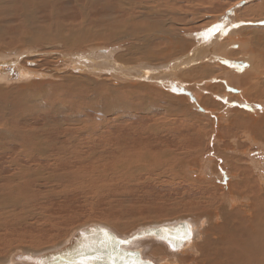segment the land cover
Here are the masks:
<instances>
[{
    "label": "bare ground",
    "instance_id": "obj_1",
    "mask_svg": "<svg viewBox=\"0 0 264 264\" xmlns=\"http://www.w3.org/2000/svg\"><path fill=\"white\" fill-rule=\"evenodd\" d=\"M91 1L75 4L78 18L70 17V26L50 31L47 26L42 32L53 33L54 41L64 44L62 48L69 46L66 52L51 51L59 62L70 65L65 64L63 70L35 69V63L42 62L26 53L27 47L15 48L9 40L0 43V96L14 97L19 108L27 95L26 99L49 109L65 101L78 112L99 111L102 127L110 129L102 131L96 118L85 122L79 114L69 113L52 121L55 126H48L52 132H47L34 118L17 114L15 105L0 102V189L24 191L32 204L26 201L31 206L23 204L22 211L28 220H39L42 213L37 196L44 195L42 186L59 178L66 181L71 170L76 177L69 182L78 180L83 185L88 181L75 189L85 194V200L123 201L138 189L148 197L152 188L158 199L145 213L138 212L135 221L185 215L145 222L120 236L90 223L66 237V243L61 240L64 242L52 248L34 246L14 252L0 257V264H41L39 259L45 253L67 248L78 232L92 225L121 240L140 232L139 239L122 247L138 250L137 256L151 264H264V0H222L223 4L220 0H149L155 4L147 13L166 17V24L158 20L156 30L150 31L147 29L153 24H137L132 32L129 27L136 24L130 23L135 20L130 15L148 0H111L121 18L103 19L104 14L102 24L96 26L90 18L96 10ZM244 3L248 4L242 7ZM176 18L187 27H196L200 21L203 25L181 34L176 31ZM117 22L118 28L111 27ZM218 22L225 30L207 41L194 35ZM160 33L168 35L166 43L155 49L152 43ZM123 38H135V42L109 44ZM83 46L87 50H81ZM27 54L30 57H22ZM139 54L141 58L136 59ZM13 68L18 70L17 78ZM53 91L57 98H51ZM67 96L70 98L64 100ZM23 119H29L25 126ZM83 123L87 126L81 129L78 125ZM62 126L65 131L60 130ZM115 128L118 131H110ZM66 133L67 138L57 140ZM22 176L29 183L37 182V193L22 187L27 184ZM2 193L0 250L26 241L20 233L5 228L8 209L21 206L25 199L21 203L20 198H6L7 193ZM75 195L66 196L67 202L76 200ZM51 207L43 206V214ZM36 224L28 222L30 235H57L58 231L51 234L56 223ZM45 225L51 226L49 230ZM187 225L191 226V243L184 242L175 251L158 239L161 229L182 232ZM29 233L26 230L34 244L42 239ZM102 249V258L90 264H110L108 253L115 250L114 243ZM115 264L122 262L117 259Z\"/></svg>",
    "mask_w": 264,
    "mask_h": 264
},
{
    "label": "rangeland",
    "instance_id": "obj_2",
    "mask_svg": "<svg viewBox=\"0 0 264 264\" xmlns=\"http://www.w3.org/2000/svg\"><path fill=\"white\" fill-rule=\"evenodd\" d=\"M92 1L94 3H91V4L95 5L94 9H96V10L93 11V15L90 16V18H91V22L95 26L97 24H102V16L104 14L105 15H104L103 19H107L108 16L112 17V18H117V16H119L121 18L120 15L115 13V9L113 7V4L111 3V0H92ZM220 1L219 2L221 4L224 3L222 0H220ZM231 1H233V0H231ZM81 2L83 3V0H0V43H6L7 40H9L13 43V44H11V45H13V47L16 46L15 48H17L18 45L24 46V48L27 47L26 48L27 50L25 52L30 53L31 55H33V57H38V59H40V61L42 62V65H39V66L35 63V65L33 66L35 69H47V68L50 69L53 67H56V69L58 68V70L65 69L66 63H64L62 61L59 62L58 58L56 56H53V54H51L52 53L51 51H59L60 50L61 52H66L67 50H70L69 46L65 45V48H62V47H64V44H61V42L59 43L57 41H54V36H53L52 32H51L52 34L42 33V32L46 31L45 28L47 26L49 27V31L51 30V28L55 29L57 26H62V27L70 26L71 25L70 22H72V19L70 17H73L75 19L78 18V15L74 16L75 4L76 3L79 4ZM248 3H244L241 6L243 7V6L247 5ZM154 4H155L154 2H151L148 0L147 2L141 3L140 8L132 11L133 13L130 15V17H135V20L130 21V23L136 24V26H135V28H133V26L129 27V28H132L131 32L134 29L137 30V28H136L137 24H145L146 26L148 23L153 24L150 28L147 29L148 31H150V30H156V28H157L156 25L158 23V20H161V24L166 22V21H164V18H166V17L157 16V14L147 13V11L149 10V6L151 5V7H153ZM78 8L81 9V6H79ZM21 11L25 12L24 16H23V14H21ZM148 14H149V18H147ZM174 22H175L174 24L176 26V31H180L181 34L184 31H188L191 29H192L191 31H193L194 29H198L199 27H201V25H203V23L200 21L196 24V27L194 25H193L194 27H192V26L187 27V25L182 23L178 18H176L174 20ZM118 23L119 22L114 23L113 25H111V27L115 26L116 28H118L119 27ZM165 24L166 23H164V25ZM262 26H264V24H262ZM148 31H145V32H148ZM27 34L29 36H27ZM160 34H161V36H160ZM160 34L155 37L154 42L152 43L155 46V49L163 46L166 43V39H167L166 37L168 35L166 33H160ZM36 36H38V37L33 38ZM23 37H25V38H23ZM20 38L22 40L27 39L28 41L21 42L22 40ZM134 42H135V38H123V39H119L115 44L114 43H109V44L112 46V45L127 44V43H134ZM93 43L94 42H88L87 45H91ZM55 47L57 50L55 49ZM83 49H86V47L83 46L81 48V50H83ZM22 57H30V56H29V54H27V55L22 56ZM138 58H141V54L136 56V59H138ZM66 65H68V64H66ZM68 66H70V65H68ZM61 67H62V69H61ZM8 70H11V69H8ZM16 70L17 69H14L15 76L17 78L18 74L16 73ZM92 88L95 90H99V88H97V87H92ZM83 91L87 92L86 90H83ZM53 93H54V95L51 96V98L52 99L57 98L58 97L57 93L55 91H53ZM70 96L65 97L64 100L69 99ZM88 96H90V95L88 94ZM26 97H27V95L23 96L21 98V100L24 99V102L21 104V108H19L20 104L12 99L14 97H2V96H0V102L5 104V105H7L9 103L12 104L13 106L15 105L17 108H19V112H16L17 114H19V113L24 114L25 113V115H21V116L34 118L35 121H38L36 123V125L39 124L40 128L42 130H45V131L47 130V132H52L48 126H55L52 124L53 122H58V121L62 120L69 113L79 114L81 116V119L85 122L87 120H94L95 118L98 119L99 111L90 110V109H80V111L78 112L76 109L77 107H75V105L72 106L71 104L66 103L65 101H59L60 103H57L56 105H54L53 107H51L49 109L48 107L44 106V104H38L35 100H31L29 98L26 99ZM71 97L73 99L75 98L74 96H71ZM82 100H83V102L86 101V99H82ZM77 101L79 102V100H77ZM94 102L97 103V100L95 99ZM36 104H37V107H36ZM68 105H71L73 109H69L68 107H71V106H68ZM0 106H1V104H0ZM0 113H1V111H0ZM8 115H13V113H10ZM28 120L29 119H26V121H24V119H23L21 121V124L23 126L27 125ZM45 120L47 122V125H44ZM98 121H99V123L97 126L102 127L103 121L99 120V119H98ZM65 126H67V125H65ZM78 126L81 127V129H82L83 126L85 127V126H87V124L83 123L82 125H78ZM109 129L110 128L107 125L106 126L104 125L102 127V131H107ZM60 130L65 131L64 126H62L60 128ZM113 130L118 131V129H116V128L112 129L110 131H113ZM81 135L84 136L85 134H81ZM68 136L69 135L66 133V135L64 137L62 136L61 138H58L57 140H61V139L63 140L65 138H67ZM56 151H57V149H55V152ZM48 170L46 169V171H48ZM75 170H77V169H75ZM9 172H6L5 175ZM53 172H57V171H53ZM68 172H72V173H67L68 178L66 179V181L62 180L63 178H59L57 180L47 182L42 186L43 192L41 194L42 195L44 194V195L42 197H41V195L37 196V199L41 201V206L38 207L42 213L40 215L39 220L37 217L36 218L32 217L30 220H28L27 214L22 211V206H24V205L25 206H31V204H32L31 202H29L30 198L27 195L25 196L24 191H16V190L10 191L8 189L10 191L9 192L6 189H0V192L7 193L6 198L7 197H14L16 199L20 198V200L25 199L24 200L25 202L21 200V203L24 202L21 204V206H17V208L13 207V208L8 209V214H6L7 222L5 223V225H6L5 228H7L8 230H11V229L13 230L15 227V229L13 231L11 230V232L12 233H17V232L20 233L21 236H23L26 240L24 243L23 242L17 243V244L12 245L11 247H8V248H5V246H4L3 247L4 249L2 248L0 250V253H1L0 257H4V256L7 257L9 254L14 253V252H16L14 254H19V252L32 249V247H34V246L36 248L38 247V250H44L47 248H52L54 246H57V245L63 243L65 241V239H67L71 236L70 234H72L73 232L78 230L80 227H83L85 225H90V223L91 224H99V225L101 224L108 229L110 228V231H112L116 235L120 236V235H124L125 232H130L134 227L139 226L140 224H143L145 222L151 223V222H154V221L156 222V221H160V220H161V222H163V221H166L167 219L178 218V217H181L182 215H185L183 213H178V214L172 216L171 218H159L158 220L142 219L141 222L135 221V220H137L135 216H136V214H138V212L145 213L147 208L152 207V206H150L152 204V202L153 201L156 202V199H158V195L153 196L154 193H153L152 188L150 189V193L148 194V197L146 195L145 196L141 195V191H140V189H138V190H133L134 192H131L130 195L126 199H122L123 201L114 200L112 202L111 201L109 202L108 198L103 199V200H99V198L94 199L93 197H89L88 200L87 199L85 200V194L81 195V193L77 192L76 190L80 189L81 186L83 187V185L87 184L88 181L85 182L83 185H81V183L78 180H74V181L69 182V180H73L76 176L74 175L73 171L68 170ZM21 178L25 179L27 181V177L22 176ZM0 181H1L0 183L3 184V180H0ZM22 187H29V190L31 189L32 193H37L36 190H39L37 182H34V183L30 182L29 183L27 181V184L25 186H22ZM45 191H46V193H45ZM59 192H66V193H59ZM73 192L76 193L75 196H77V199L71 203H68L67 199H69V198H67V197H70V194H72ZM61 195H63V196H61ZM136 195H137V197H136ZM72 197H74V196H72ZM3 198H4V195L2 193L0 195V201ZM58 200H59V202H58ZM26 201L31 203V204H28ZM84 201H87L86 204ZM142 201H144V202H142ZM47 205L52 206V207L50 210L46 211L48 214L45 213L46 214L45 215L42 212L43 211L42 208H43V206H47ZM84 205H86V206H84ZM148 205H149V207H148ZM142 208H145V209L141 210ZM12 213H14V214H12ZM20 214L23 216H21ZM44 215L46 217L45 219H43ZM105 215H107V216L105 217ZM67 216H69V217H67ZM47 217L48 218L50 217L49 219H51V220H49ZM12 218L13 219L18 218V219L13 220ZM61 218H62V220H61ZM30 221L36 222L37 223L36 225H38V226L45 223V222L46 223L48 222V224H51V222L53 224L56 223L58 226L56 225V229L54 228L52 230L51 234L58 231L57 235L49 237L50 233H48L43 238L40 237L38 234L37 235H33V234L30 235L29 232H32V230H31L32 228L28 227V222H30ZM117 224H124L125 225L123 227L124 229L123 228H121V229L123 231L126 229L127 230L124 232H121L122 230L117 226ZM50 227H51L50 225H45V230H49ZM125 227H126V229H125ZM21 229H23V230H21ZM25 229L27 230V234L29 233V235L31 237L42 238L41 240H39L37 242L38 244L32 243V241H31L32 238H30L26 234ZM42 229H44V226ZM118 232H119V234H118ZM22 233H24V234H22ZM61 240H64V241H61ZM65 243H66V241H65ZM1 245L2 244H0V247H1Z\"/></svg>",
    "mask_w": 264,
    "mask_h": 264
},
{
    "label": "snow or ice",
    "instance_id": "obj_3",
    "mask_svg": "<svg viewBox=\"0 0 264 264\" xmlns=\"http://www.w3.org/2000/svg\"><path fill=\"white\" fill-rule=\"evenodd\" d=\"M237 25H233L236 27ZM224 25L222 23H217L215 25L210 26L209 28L198 32L194 35L197 37L204 38L205 41L211 38L212 34L217 31L223 32L225 30ZM225 63H229L225 61ZM102 233V241L101 245L104 247H111L114 243L115 250L109 251L108 260L110 264H115V261L118 259L122 262V264H151V261H144L137 256L138 250H129L127 248L122 247L123 245L130 244L132 240L139 239L143 234H137L132 237L125 238L123 240L116 237L114 234L110 233L107 229H101ZM161 235L158 236V239L166 241L174 251L179 247H182L184 242L191 243L192 240V231L191 226L187 225L185 229L181 232L179 230L173 232L169 229H161ZM85 247H88L87 245ZM102 254H97L96 256L89 257L86 253L81 250L79 252L77 264H90L91 260L101 259Z\"/></svg>",
    "mask_w": 264,
    "mask_h": 264
},
{
    "label": "water",
    "instance_id": "obj_4",
    "mask_svg": "<svg viewBox=\"0 0 264 264\" xmlns=\"http://www.w3.org/2000/svg\"><path fill=\"white\" fill-rule=\"evenodd\" d=\"M101 228L97 225H92L78 232L74 237L72 244L67 248L63 247L58 250H52L45 253L44 256L40 257L39 262L41 264H77L79 252L83 250L86 255L90 252H93L91 257L101 254L103 247L101 244L102 233L99 232ZM160 229L156 230V233H159ZM138 234H141L138 232ZM88 247H85V246ZM42 255V254H41ZM40 255V256H41ZM21 257V256H18ZM97 261V259H94ZM109 264V263H104Z\"/></svg>",
    "mask_w": 264,
    "mask_h": 264
}]
</instances>
